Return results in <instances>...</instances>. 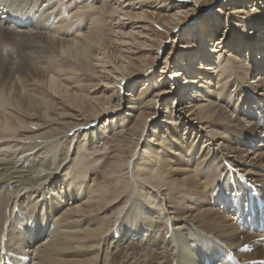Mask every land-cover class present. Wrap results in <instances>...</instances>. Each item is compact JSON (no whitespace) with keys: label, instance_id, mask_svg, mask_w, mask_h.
Masks as SVG:
<instances>
[{"label":"bare ground","instance_id":"bare-ground-1","mask_svg":"<svg viewBox=\"0 0 264 264\" xmlns=\"http://www.w3.org/2000/svg\"><path fill=\"white\" fill-rule=\"evenodd\" d=\"M144 1L0 0V264H264V230H240L258 219L247 200L264 199V0H242L234 34L181 55L171 89L112 102L111 78L127 91L145 75L147 88L164 53L135 64L153 41ZM185 1L174 41L206 15ZM130 121L138 142L105 165L103 140Z\"/></svg>","mask_w":264,"mask_h":264},{"label":"rangeland","instance_id":"rangeland-1","mask_svg":"<svg viewBox=\"0 0 264 264\" xmlns=\"http://www.w3.org/2000/svg\"><path fill=\"white\" fill-rule=\"evenodd\" d=\"M152 1L153 0H145L143 2L142 10H143V13L147 17H149L152 21H154L150 25L151 30L149 31L150 36H151L150 38L153 39V41L150 43L151 46L148 47L149 50L143 51L142 53L137 54L136 59L138 62H135V64L139 65V60L142 59L143 57H146L149 60L150 59L154 60L156 57V51L159 48H160V51H163L164 53L160 55L159 59L154 60L155 64L153 63L154 67L152 70L153 71V77H152V79H150V81H148L149 85L147 88L145 86L146 84L144 83L145 80L147 79V77H145V75H139L138 79L133 80L131 83L130 89L127 91H119L120 89L117 86V83L115 84L114 83L115 80L113 78H111L110 82L112 85H111L110 91L108 92L107 95L112 96V98H111L112 102H117L119 94H122L123 97H126V95H125L126 92L128 94H131L132 97H134L136 99L138 98V101H140V98H143L144 100L149 99L153 95L154 91L158 88L171 89L170 86H172V85L169 82L164 81V79L169 80L167 77L170 76L171 71L178 69V65H180L181 60H182V58L180 60V56L185 54L188 51H191V50H194V52H196V49H192V48L198 47L199 49L202 50L203 45L206 47L207 50H210L213 48V43L215 42V40L219 39L218 37L220 35L225 34V36H226V35L234 34L233 28H231L229 30L230 25H228V21L232 20L233 15H231V12L234 10L233 8H238V7L242 6V0H198V1L193 0L191 3L195 2V3H197V5H199L196 8V10L199 12H205L206 15H200L198 17L196 16V19L194 21H191L190 24L187 26L186 31H185V33H183L182 37L179 39L176 38L174 41L175 35L171 31L172 23L174 21L172 16L178 10L184 9V8H180V5H179L180 2L190 4V1L168 0V1H171V5H167V3H165V2L161 3L160 0L153 1V3H152ZM257 1H261V0H255V1L251 0V3H249V5L251 6L252 4H254ZM107 3H109V2L107 1ZM44 4L45 3H43L42 5H44ZM141 4H142V2H141ZM246 4H248V3H246ZM246 4H245V6H246ZM245 6L243 8L245 11L253 9V7L250 8V7H245ZM187 8H189V7H187ZM190 15H191V12H189V16ZM190 17L192 18L193 16H190ZM194 18H195V16H194ZM107 22H109L108 19H107L106 23ZM203 23H208L209 29L211 30V33H209L211 35L209 37L205 38L204 43L201 41V37H199V35L201 33V26ZM9 24H10V22H9ZM107 24H108L107 27H109V25H111L110 22ZM6 25H8V24H6ZM31 25H32V22H31ZM57 25L58 24L54 23L51 26L50 30L47 32H52L51 30L54 29ZM86 29L87 28H85V30ZM249 31L250 30H247L246 32H249ZM244 32H245V30L243 31V33ZM213 34H214V36H213ZM161 42H162V46L160 47L159 44ZM165 45L167 46L166 48H164ZM171 48L174 50H178L179 53L176 55V57H174V60H172V66L173 67L168 69L167 72L162 73L160 71V69H162V62L161 61L164 59L166 53L168 51H171ZM256 50H257V53L261 52L258 48ZM243 53L246 54L247 51H245ZM213 56L216 57L217 53H213ZM257 56H258V54H257ZM262 59L264 60V58H262ZM201 64L205 66L207 64V62H204V63L197 62V63H195V66L197 68H200ZM190 77H192V76L190 75ZM256 78L257 77L252 72L251 74L248 75V79H249L248 82H251L252 85H256V83H255ZM78 80H80V78ZM163 82H165V83L163 84ZM212 82L215 85V82L214 81H212ZM80 84L84 88H86L87 90L89 89L90 86H93V84L90 81L85 80V78L81 81ZM143 84H145V85H143ZM162 84H163V86H162ZM143 86H145V89H143ZM93 90H94L93 88H90L89 92H92ZM262 90L264 91V89H262ZM86 92H88V91H86ZM190 93H191V91H189V94ZM253 94L256 95V91ZM53 103L54 104L56 103L55 109L57 108L58 111L62 110L60 108L61 103L59 100L55 101ZM185 103H187V100H185L182 105H185ZM172 105H173L172 103H171V105L168 104V108H170V106H172ZM57 110H56V112H58ZM123 111H124V108L121 110V112H123ZM139 111L144 112V113H148V111H146L144 109H139ZM138 112H135V114L137 115ZM237 118H240L241 121H243L244 124L247 125L248 128H250L249 121L247 119H245L244 117L242 118V115L237 117ZM132 127H133V123H131V121H130V122H126L122 126H121V124L115 125L114 127L111 128V130H109L105 139L103 140V143H107L112 152H110L108 154L109 159L106 161L105 165L109 164L114 159L113 153H114V150L116 149L115 147L121 146V144H122V147L123 146H124V148L128 147V150H131L132 147L135 146V143L138 142V140H137L138 136L131 134V131L134 130V128H132ZM181 128L182 129H181L180 133L184 131L183 127H181ZM256 130L259 131L258 128ZM92 144H94V143H92ZM254 144L257 145V142H254L253 145H251V146H253L252 151L254 148H256L255 147L256 145H254ZM96 145L97 144L90 145V148H92V150L96 149L95 148ZM241 148L244 150L248 149L247 146L241 147ZM257 148L260 149L261 147H257ZM94 151L95 150H93V152ZM187 168H188V170L192 169L190 167H187ZM92 173H94V172H92ZM98 175L99 174H97L96 177ZM90 178L91 179L94 178V174L90 175L89 179ZM101 181L102 180H99L98 182H101ZM91 184H93V182ZM65 204H66V202H65ZM228 212L230 213V211H228ZM248 229H250V227H248V226L247 227H240L241 231L249 232L250 236L252 237L251 240H253L254 238H256V236H258L260 234V233L252 234L250 232V230H248Z\"/></svg>","mask_w":264,"mask_h":264}]
</instances>
